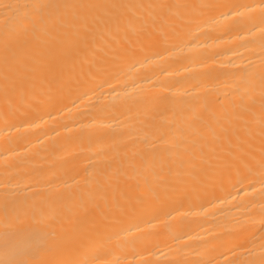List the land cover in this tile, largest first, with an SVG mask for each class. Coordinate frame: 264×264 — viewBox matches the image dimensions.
Listing matches in <instances>:
<instances>
[{"label":"bare ground","instance_id":"6f19581e","mask_svg":"<svg viewBox=\"0 0 264 264\" xmlns=\"http://www.w3.org/2000/svg\"><path fill=\"white\" fill-rule=\"evenodd\" d=\"M32 2L0 0V4L21 6ZM122 2L193 7L160 9L155 19L132 25L128 20L136 12L126 10L118 30L98 31L70 54L54 50L34 67L26 89L6 95L0 80V182L11 179L10 191L18 198H34L57 207L54 198L63 196L59 210L69 215L74 204L68 194L87 191L84 170L98 156L113 175L119 174L118 182L113 180L115 190L106 193L112 202L125 192L134 195L132 177L143 173L151 178L153 169L159 167L155 157L162 152L165 160H175L178 151L198 155L201 145L215 149L229 138L235 143L248 137L260 151L259 103L247 111L239 107L238 98L235 108L216 102L237 88H249L257 102L260 99V75L264 73L260 11H244L260 0ZM203 4L221 7H199ZM232 5L244 14H234ZM18 16L15 8H0V41L15 34L19 22L14 18ZM128 49L134 54L124 56ZM117 59L123 64L118 76L101 73L106 63ZM245 66L253 69L250 83L239 79ZM85 80L88 85L80 86ZM35 97L45 102L37 103ZM196 100L200 107L193 110ZM176 104L185 109L188 123L181 133L187 143L183 149L164 151L168 146L160 143L156 128L165 127L161 113ZM226 107L231 119L225 118ZM74 179L80 182L74 183ZM4 190L0 188V193ZM163 212L173 217L168 226L149 228L154 214L141 216L138 223L148 233L138 234L141 242L99 248L93 254L97 264L115 260L121 264H173L177 259L189 264H244L253 258L248 251L251 242L255 240L258 246L264 234L259 184L249 190L247 183L235 179L221 182L211 168L197 179L195 190L190 188L188 195Z\"/></svg>","mask_w":264,"mask_h":264},{"label":"snow or ice","instance_id":"6c2138e0","mask_svg":"<svg viewBox=\"0 0 264 264\" xmlns=\"http://www.w3.org/2000/svg\"><path fill=\"white\" fill-rule=\"evenodd\" d=\"M190 7L193 6L125 3L122 0H86L79 3L34 0L22 6L2 3L0 8H15L19 12V16L14 18L19 22L15 34L6 35L0 41V80L4 92L7 95L26 89L34 67L51 57L54 50L70 54L98 31L118 30L126 10L136 12L128 20L132 25L142 24L149 17L155 19L160 9L187 10ZM199 7L210 9L221 6L203 4ZM229 7L236 15L244 14L235 5ZM256 9L260 11V47L264 62V0H260L258 5L246 6L244 11L253 12ZM133 54L131 49L123 53L124 56ZM122 70L123 64L117 59L111 64L106 63L100 71L104 75L118 76ZM252 78L253 69L245 66L239 79L242 83H250ZM87 85V80L80 82V86ZM260 88L258 102L249 88H237L225 99L216 101L235 108L238 98L239 107L247 111L259 103V152L255 150L252 137L237 139L235 143L229 138L226 144L221 143L215 149L208 146L209 150L201 145L198 155L195 151H178L175 160H165L162 152L155 157L159 167L158 170L153 169L151 178L143 173L135 174L132 177L136 181L135 194L125 192L122 198L112 202H108L106 193L109 189L115 190L113 180L118 182L119 174L113 175L98 156L95 160L90 159L89 167L84 170L83 182L87 191L68 194L67 199L74 204L69 215L59 210L65 199L63 196L54 198L57 207H52L47 202L38 203L34 198H18L10 191L13 187L11 179L0 182V188L5 189L0 193V264H97L93 254L99 248H116L141 242L138 234H148L138 223L141 216L154 214L149 228H156L160 224L168 226L173 217L165 214L163 209L188 195L190 188L195 190L197 179L207 175L210 168L221 182L235 179L238 183H247L249 190H254L259 184L262 198L260 223L264 226V73L260 75ZM34 99L37 103L45 102L39 97ZM207 103L205 101V106ZM192 107L193 110L198 109L199 100L194 101ZM184 111L182 105L176 104L161 113L165 127L156 128V132L161 135L160 143L168 146L164 151L183 149L187 143L181 133L188 123ZM224 115L226 119H231L232 114L227 107ZM213 119L219 122L215 114ZM245 124L247 126L248 122ZM79 182V179H74V183ZM251 244L248 251L253 258L244 264H264V234L259 237L258 246L255 240ZM107 264H121V261H109ZM123 264L128 262L124 261ZM173 264L189 262L177 259Z\"/></svg>","mask_w":264,"mask_h":264}]
</instances>
